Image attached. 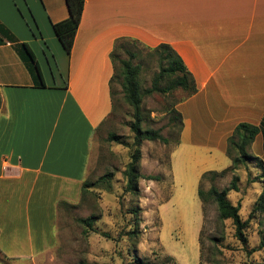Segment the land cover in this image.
Here are the masks:
<instances>
[{
    "label": "crops",
    "instance_id": "obj_1",
    "mask_svg": "<svg viewBox=\"0 0 264 264\" xmlns=\"http://www.w3.org/2000/svg\"><path fill=\"white\" fill-rule=\"evenodd\" d=\"M67 15L65 0H0V253L7 258L52 250L59 204L79 201L93 139L111 113L109 54L118 38L170 45L194 79L196 92L176 106L182 127L169 156L172 180L181 172L199 183L203 172L228 167L226 141L241 122L261 126L254 140L264 144V0H84L68 54L52 29ZM22 43L37 64L36 46L51 52L43 86Z\"/></svg>",
    "mask_w": 264,
    "mask_h": 264
},
{
    "label": "rangeland",
    "instance_id": "obj_2",
    "mask_svg": "<svg viewBox=\"0 0 264 264\" xmlns=\"http://www.w3.org/2000/svg\"><path fill=\"white\" fill-rule=\"evenodd\" d=\"M28 22L31 24L29 18ZM125 46L130 51L118 49L116 54L127 59L135 53L132 63L140 64L139 88L143 91L151 86L160 60L150 47L136 42ZM36 51L40 72L51 74L54 62L50 50L40 43ZM118 78L113 81L114 112L93 139L86 177L92 185L76 203L59 204L53 249L32 260L0 253V264H264V248H259L264 240V212L250 215L264 191V144L254 140L247 149L252 159L222 176L204 179L200 185L204 191L211 185L224 189L236 176L237 189L228 190L227 197L239 206L241 219H248L246 242L242 243L234 234L232 221L219 219L212 200L201 203L196 178L181 172V180L171 178L169 156L179 138L178 123L171 117L172 108L177 110L185 95L180 89L143 94L142 127L158 129L168 142H141L139 174L160 178L140 177L136 195L124 191L122 172L134 148L129 128L133 110L123 99ZM109 132L119 134L122 143L107 141ZM107 173L110 177L101 179ZM134 207H139L136 218L130 212ZM90 215L95 216L91 228L78 222ZM135 219L138 234L129 237L127 232L135 227Z\"/></svg>",
    "mask_w": 264,
    "mask_h": 264
},
{
    "label": "trees",
    "instance_id": "obj_3",
    "mask_svg": "<svg viewBox=\"0 0 264 264\" xmlns=\"http://www.w3.org/2000/svg\"><path fill=\"white\" fill-rule=\"evenodd\" d=\"M68 15L65 19L60 20L52 24V29L63 47L64 51L68 54L71 50L73 39L79 25L81 14L83 10L84 0H65ZM140 43L145 45L138 40L128 39V38H118L115 40L111 52L109 54L112 65L113 74L110 78V95L112 108L111 113L107 119L114 112V96L115 91L113 89V81L118 76V82L121 87L124 101L132 107L133 110V120L129 124L130 131L133 133V152L131 153L130 160L123 169V177L125 179L124 191L130 192L132 194H138V179L140 177L145 179L159 180V176L147 175L141 176L139 174V160L140 151L139 146L142 141H160L167 143L168 139L163 137L158 129L143 128V116L141 114V100L143 94H151L152 92H169L176 89H180L185 92L184 97L180 102L187 97L193 95L196 92V85L192 75L189 73L181 57L171 48L170 45L166 43H160L152 49V54L156 55L160 60L159 70L153 75L151 79V86L144 89L143 91L139 88V73L140 64L132 63V59L135 58V53H130L127 59L120 58L117 56L116 51L118 49L130 51L129 48L125 46L126 43ZM22 55L29 61L32 66L33 74L39 86H43V79L41 76L40 69L38 67L37 61L26 43L19 45ZM118 63V65H117ZM116 68L118 70L116 71ZM163 83V85H161ZM1 103V99H0ZM171 120L177 121L179 126V135L182 127V116L178 110L172 108ZM105 119L103 123L107 121ZM101 123V126L103 125ZM264 125V116L261 125ZM100 130V126L97 128ZM261 126L249 124L246 122H241L235 126L231 135L227 138L225 153L230 160V165L220 171L210 170L205 171L201 174L198 183L197 196L201 203L207 200H212L216 204L218 217L220 220L230 219L234 226V234L237 239L245 243L246 238L244 230L247 227L248 219L242 220L239 213V206L232 204L227 197V191L230 189L236 190V176L233 177L229 183V186L224 189H218L216 186L211 185L206 191L202 190L200 185L204 179H214L216 177L224 175L227 171L235 170L236 166L241 163H245L247 160L252 159L253 156L248 154V147L254 141L256 135L259 133ZM109 142L122 143L121 136L115 132H109L106 138ZM179 142V138L177 143ZM176 143V144H177ZM110 173L101 176V179H106L110 177ZM91 183L87 182V178L82 182L81 185V197L82 194L91 187ZM80 197V198H81ZM60 204H67L62 202ZM131 214L137 217L139 212V207H134L131 209ZM264 212V191H262L255 200L254 206L251 209L250 215L253 213H263ZM250 217V216H249ZM95 216L90 215L85 218H79L78 222L84 225L86 228H91ZM137 224L138 221L135 219V227L127 232L129 237H137ZM259 248H264V240L260 241ZM137 264H143L142 261H138Z\"/></svg>",
    "mask_w": 264,
    "mask_h": 264
}]
</instances>
